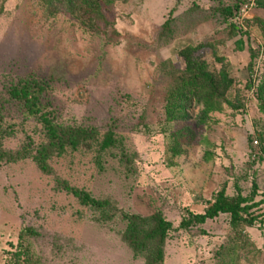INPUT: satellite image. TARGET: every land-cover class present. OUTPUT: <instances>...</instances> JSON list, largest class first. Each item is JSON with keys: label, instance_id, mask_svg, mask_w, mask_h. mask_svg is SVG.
Listing matches in <instances>:
<instances>
[{"label": "rangeland", "instance_id": "374dc122", "mask_svg": "<svg viewBox=\"0 0 264 264\" xmlns=\"http://www.w3.org/2000/svg\"><path fill=\"white\" fill-rule=\"evenodd\" d=\"M254 6L234 34L226 7ZM262 5V6H261ZM106 21L98 35L54 4L0 0V151L42 142L40 125L6 102V86L34 76L48 80L46 111L63 123L112 129L128 155L125 165L106 158L99 169L90 154L54 158L52 174L30 160L0 166V264H26L24 246L39 264H146L122 240L123 215L155 213L170 222L163 264H264V0H114L100 2ZM168 21L169 26L164 24ZM239 32V31H238ZM211 72L234 81L228 103L198 118L192 107L183 127L166 123L164 94L184 69L186 47ZM1 107V105H0ZM183 133V132H182ZM256 142V144H255ZM175 144L181 154H173ZM56 179L109 204L104 212L83 206ZM253 225L237 228L227 215L176 230L188 212L202 214L215 194L250 197ZM31 229L34 236H26Z\"/></svg>", "mask_w": 264, "mask_h": 264}, {"label": "trees", "instance_id": "16d2710c", "mask_svg": "<svg viewBox=\"0 0 264 264\" xmlns=\"http://www.w3.org/2000/svg\"><path fill=\"white\" fill-rule=\"evenodd\" d=\"M37 1L50 14H53L50 10L53 11L54 4H64L68 14L81 27L93 35H98L101 32L100 23L107 24L100 2L109 5L114 0ZM241 6L226 7L222 11L225 19H230L229 26L234 34H241V30H238L233 22V18ZM169 24L167 21L164 24L165 28ZM200 48L201 46H186L178 52L179 57L184 62V69L172 74L164 94L165 122L183 125L181 130H178L177 137L186 138V136L191 135V131L187 129L185 124L189 121L188 111L192 107L201 108L198 118L204 122L208 114L218 111L222 104L229 102L228 93L234 85L233 79L226 71L211 72L206 63L195 55ZM48 87V80H41L34 76L18 79L6 86L5 90L8 96L6 102L14 103L26 118L36 120L40 125L43 140L34 147L33 142L28 141L15 152L0 151V166L5 163L30 159L41 173L50 175L53 172L50 163L54 158H60L67 153L79 152L90 154L99 169H102L103 163L108 157L117 158L121 163L128 165L129 158L123 150L122 140L117 137L112 129L100 132L91 127L63 123L58 121L56 116L46 111L48 103H45L44 99ZM0 105L1 111L5 103ZM1 119L0 117V137L10 136L13 134V125H7V128L4 129ZM172 151L175 155L181 154L178 144L173 146ZM56 182L61 190L72 195L83 206H89L101 212H104L109 206L107 202L95 200L89 193L73 188L65 181L56 179ZM235 188L236 195L231 197L226 195L224 187L221 188L202 214L188 212L187 218L181 220L176 230H187L203 225L219 215H227L229 224L234 228L243 224L253 225L257 216L252 215L250 211L262 202H253L256 187L253 185V192L250 197L242 196L239 188ZM122 219L125 222L122 240L131 250L133 257L144 259L146 264H163L165 242L169 232L172 231L171 223L166 221L161 213H155L148 217L123 215ZM25 234L26 236L36 235L31 229H26ZM15 257L17 260L23 257L26 264H39L29 249L24 246H21V249L15 253Z\"/></svg>", "mask_w": 264, "mask_h": 264}, {"label": "built area", "instance_id": "2783aa9c", "mask_svg": "<svg viewBox=\"0 0 264 264\" xmlns=\"http://www.w3.org/2000/svg\"><path fill=\"white\" fill-rule=\"evenodd\" d=\"M253 6V2L249 1L248 3L243 4L238 10V12L235 14L233 22L238 28L242 27L243 22L247 19V16L252 10Z\"/></svg>", "mask_w": 264, "mask_h": 264}]
</instances>
